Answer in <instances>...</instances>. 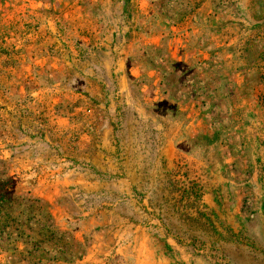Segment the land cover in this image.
I'll list each match as a JSON object with an SVG mask.
<instances>
[{
    "label": "crops",
    "instance_id": "obj_1",
    "mask_svg": "<svg viewBox=\"0 0 264 264\" xmlns=\"http://www.w3.org/2000/svg\"><path fill=\"white\" fill-rule=\"evenodd\" d=\"M13 4L0 12V159L54 242L32 247V262L15 259L24 246L0 250V264H204L161 210L188 205V181L173 195L172 169L156 162L252 135L264 0ZM13 97L26 126H12Z\"/></svg>",
    "mask_w": 264,
    "mask_h": 264
},
{
    "label": "rangeland",
    "instance_id": "obj_2",
    "mask_svg": "<svg viewBox=\"0 0 264 264\" xmlns=\"http://www.w3.org/2000/svg\"><path fill=\"white\" fill-rule=\"evenodd\" d=\"M7 2L15 4L17 0H0V12ZM262 68L261 73L253 75V87L248 89V95L264 108V65ZM13 102L15 107H19V111L15 108L11 113L13 128L28 125L30 122L24 119L21 108L24 97H13ZM124 116L131 121L138 119L136 113L125 111ZM2 120L1 117L0 122ZM259 120L257 125L253 122L256 128L251 130L250 137L240 139V142L237 138H233L235 142L232 143L219 142L217 146L221 150H208V153L197 155L199 159L177 157L156 162L158 169H172L168 177L173 180L170 182L173 195L180 193L175 185L188 181V205L183 201L182 207L181 203L173 200L172 206L161 210L163 216H169L173 221L174 232L184 229L188 233L192 239H188L189 246L198 250L199 259L202 258L204 264H264V111ZM50 125L49 131L56 135L57 132L52 130L54 124L49 122ZM151 131L155 132L154 129ZM159 146L161 144L158 143ZM12 166V161L0 159V250L24 246L23 254L14 257L32 262L36 257L32 247L54 242V225L36 222L37 206L28 202L29 197L25 193L17 192L18 185L24 183V176L10 174ZM193 186L197 188L198 195L191 192ZM202 196L204 205L200 201ZM195 197L199 199L197 203ZM158 198L156 196L154 200L161 203L162 199ZM28 207L29 211L25 212ZM149 212L153 214L152 210ZM30 237L41 238L31 240ZM67 242L62 240L63 244ZM181 264L196 263L183 260Z\"/></svg>",
    "mask_w": 264,
    "mask_h": 264
}]
</instances>
